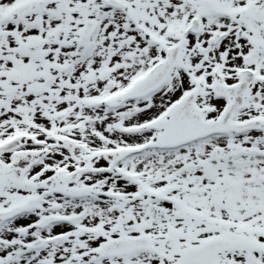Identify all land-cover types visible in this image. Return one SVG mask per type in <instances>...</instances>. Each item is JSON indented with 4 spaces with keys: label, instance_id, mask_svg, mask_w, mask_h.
<instances>
[{
    "label": "snow or ice",
    "instance_id": "6c2138e0",
    "mask_svg": "<svg viewBox=\"0 0 264 264\" xmlns=\"http://www.w3.org/2000/svg\"><path fill=\"white\" fill-rule=\"evenodd\" d=\"M0 264H264V0H0Z\"/></svg>",
    "mask_w": 264,
    "mask_h": 264
}]
</instances>
